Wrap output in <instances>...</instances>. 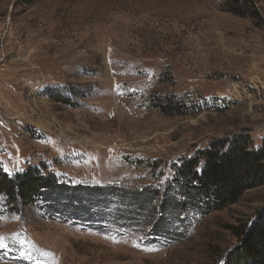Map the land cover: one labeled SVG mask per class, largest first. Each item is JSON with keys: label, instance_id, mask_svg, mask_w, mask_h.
Wrapping results in <instances>:
<instances>
[{"label": "rangeland", "instance_id": "1", "mask_svg": "<svg viewBox=\"0 0 264 264\" xmlns=\"http://www.w3.org/2000/svg\"><path fill=\"white\" fill-rule=\"evenodd\" d=\"M233 1L0 0V170L69 188L0 192V264H226L264 183L208 211L180 169L264 143V0Z\"/></svg>", "mask_w": 264, "mask_h": 264}, {"label": "trees", "instance_id": "2", "mask_svg": "<svg viewBox=\"0 0 264 264\" xmlns=\"http://www.w3.org/2000/svg\"><path fill=\"white\" fill-rule=\"evenodd\" d=\"M229 9L242 16L252 9L253 17L260 16L254 0H234ZM162 109L178 110V107L163 106ZM243 139L238 135L229 145L222 141L213 143L200 156L204 159L201 171L196 168L198 160H187L180 169L186 184L183 196L190 197L208 211H215L237 202L247 189L263 184L264 143L262 147L250 150ZM55 188L60 192L69 189L44 176L28 172L11 176L0 170V192H5L14 201L27 202ZM241 231L244 238L229 252L226 264H264V208L252 225H245Z\"/></svg>", "mask_w": 264, "mask_h": 264}, {"label": "snow or ice", "instance_id": "3", "mask_svg": "<svg viewBox=\"0 0 264 264\" xmlns=\"http://www.w3.org/2000/svg\"><path fill=\"white\" fill-rule=\"evenodd\" d=\"M0 240H2V238H0ZM8 245L4 244V243H0V248H4L7 249Z\"/></svg>", "mask_w": 264, "mask_h": 264}]
</instances>
